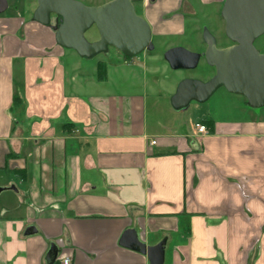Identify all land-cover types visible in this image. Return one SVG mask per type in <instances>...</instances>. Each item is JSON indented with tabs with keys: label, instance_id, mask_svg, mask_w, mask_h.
<instances>
[{
	"label": "crops",
	"instance_id": "0c3cea01",
	"mask_svg": "<svg viewBox=\"0 0 264 264\" xmlns=\"http://www.w3.org/2000/svg\"><path fill=\"white\" fill-rule=\"evenodd\" d=\"M6 2L0 264H47L51 244L53 264L66 256L71 264H150L119 243L127 229L146 245L165 240L163 264H264L263 108L223 88L221 117L196 121L207 133L167 131L156 101L148 115L146 62L116 57L119 67H109L82 58L32 20L36 4ZM179 3L157 0L144 10L151 38L185 34L181 14H170ZM190 31L199 50L197 29ZM28 226L36 231L25 235Z\"/></svg>",
	"mask_w": 264,
	"mask_h": 264
},
{
	"label": "water",
	"instance_id": "95a60500",
	"mask_svg": "<svg viewBox=\"0 0 264 264\" xmlns=\"http://www.w3.org/2000/svg\"><path fill=\"white\" fill-rule=\"evenodd\" d=\"M35 1L32 20L50 26L55 42L82 58L106 53L110 47L125 57H133L154 47L148 22L135 11L134 3L140 0H107L98 5H87L80 0ZM6 7V0H0V13ZM220 15L225 23V36L237 44L218 48L214 36L207 28L203 29L206 45L203 56L215 72L206 81L181 79L170 96V105L175 110L186 108L192 101L204 102L219 87L244 97L251 108L264 105V53L253 46L254 39L264 33V0H225ZM92 26L98 37L90 41L85 33ZM200 55L181 46L170 47L163 53L164 60L174 70L195 68ZM3 190L0 187V192ZM35 231L34 226H28L24 234ZM165 242L146 245L139 240L136 230L127 229L119 243L145 254L150 264H163ZM56 255L57 248L51 244L45 255L46 263L53 264Z\"/></svg>",
	"mask_w": 264,
	"mask_h": 264
},
{
	"label": "rangeland",
	"instance_id": "374dc122",
	"mask_svg": "<svg viewBox=\"0 0 264 264\" xmlns=\"http://www.w3.org/2000/svg\"><path fill=\"white\" fill-rule=\"evenodd\" d=\"M10 1L16 3L17 6L19 4H21L22 6L23 1H25L24 5L26 7H34L36 4L35 0ZM84 1L87 2L86 0ZM191 2L193 4L194 9H199V11L197 10L195 16L184 15L185 26L187 28L184 35H170L161 37V39L153 37L151 38L154 46L152 50L141 52L130 58H125L118 50L110 47L108 49V52L99 53L93 56L92 59H90L105 61L106 65L109 67H119L117 64H114L115 62H113L116 57H119L121 61L126 60L128 64H131L132 61L136 62L138 60L141 62H146L149 72L145 75L144 80L146 81V83H148V86L150 87L147 90V92L149 93L147 98L148 115L151 116L152 114L151 101H156L158 103L156 116L160 121L170 122L169 124L167 123V128H165L167 129V131L177 132L181 131L184 128L186 130H190L192 127H194V123L200 118H216L217 116L221 117L223 112L222 110H219V108L221 109V107L219 106H227V101H225V104L218 103L219 98L225 92L223 90V87L217 88L204 102H190L187 106L186 111L180 112L175 109H168L170 110V113H168L163 106V103L165 105L170 104V96L172 94L173 89L175 90L178 81L183 78H196L200 80H207L212 73V68H210L202 58L199 60L197 66L193 69H171L163 57V53L167 49L166 47H168L167 45L171 44L172 46L176 45L184 47L190 51H198V47L194 46L193 34L190 29H192V27H195L197 29V35L200 36L203 28H207L208 30L214 29L215 24L221 26L217 28L218 30H215L216 37H218V44L225 45L228 43V41L222 36L223 25L219 18L218 6H214V4H211L207 5L205 9L204 7L199 5L197 0H191ZM11 10L13 9L10 6V8H8L5 13H10ZM85 37L90 41L98 37L97 31L94 26H92L88 31H86ZM156 68H158V70L156 71V77L159 80V84L152 83L153 77L150 73L151 70ZM178 78L180 80L176 82ZM152 95H154V97ZM260 108H263L260 110H264V105ZM255 110H258V108H255Z\"/></svg>",
	"mask_w": 264,
	"mask_h": 264
},
{
	"label": "flooded vegetation",
	"instance_id": "af4514ba",
	"mask_svg": "<svg viewBox=\"0 0 264 264\" xmlns=\"http://www.w3.org/2000/svg\"><path fill=\"white\" fill-rule=\"evenodd\" d=\"M157 0H140L138 2H135L134 3V7H135V11L138 15L144 17V10L150 6V5H153ZM225 0H221V1H217V0H197V2L199 3L200 6L204 7L206 9V6L207 5H211V4H214V6H218V13H219V18H220V21L222 22V36L224 37V39H226L228 41L227 44L225 45H219L218 44V37H216V29L221 27L217 24H215L214 26V29H210L209 32L214 36L215 40H216V46L218 48H224V47H227V46H230V45H235L237 44L236 42L234 41H231L229 40L226 36H225V32H224V26H225V23H224V20L221 18V15H220V12H221V9H222V6H223V3H224ZM199 11V9H197ZM196 9H194L193 7V4L191 2V0H180V3L178 5V7L176 9H172L170 10V14H174L175 12L181 14L182 16V19L184 20V15H194L196 14L197 12ZM185 22V21H184ZM216 27V28H215ZM204 29V28H203ZM218 30V29H217ZM203 32V30H202ZM199 42H201V48L198 50V51H194V52H198L200 53V59L202 58L204 61V56H203V52L206 48V45L205 43L203 42V39H202V33L201 35L199 36ZM253 46L255 47V49L259 52V53H264V33L262 35H260L259 37L255 38L254 41H253ZM166 51V50H165ZM164 51V52H165ZM199 59V60H200ZM212 68V73L210 75V77L214 74L215 70L213 67H210ZM209 77V78H210ZM203 81H206L204 79H202ZM240 96V95H239ZM242 97V96H241ZM244 98V97H243ZM245 100V98H244ZM246 103V100L244 101ZM247 104V103H246Z\"/></svg>",
	"mask_w": 264,
	"mask_h": 264
},
{
	"label": "built area",
	"instance_id": "2783aa9c",
	"mask_svg": "<svg viewBox=\"0 0 264 264\" xmlns=\"http://www.w3.org/2000/svg\"><path fill=\"white\" fill-rule=\"evenodd\" d=\"M194 129H195L196 133H198V134H204V133L208 132L206 125L203 123H199V122H196L194 124ZM151 143L153 144V143H155V141H152ZM59 264H71V260L69 257L66 256L60 260Z\"/></svg>",
	"mask_w": 264,
	"mask_h": 264
},
{
	"label": "trees",
	"instance_id": "16d2710c",
	"mask_svg": "<svg viewBox=\"0 0 264 264\" xmlns=\"http://www.w3.org/2000/svg\"><path fill=\"white\" fill-rule=\"evenodd\" d=\"M125 58H130V57H125ZM105 67L106 65L104 62H99L98 68H97V77L99 80H102L105 77Z\"/></svg>",
	"mask_w": 264,
	"mask_h": 264
}]
</instances>
